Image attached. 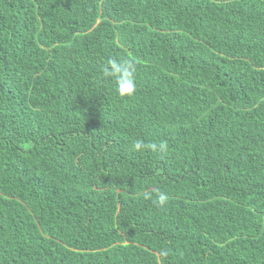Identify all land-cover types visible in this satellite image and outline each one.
Returning <instances> with one entry per match:
<instances>
[{
  "label": "trees",
  "instance_id": "obj_1",
  "mask_svg": "<svg viewBox=\"0 0 264 264\" xmlns=\"http://www.w3.org/2000/svg\"><path fill=\"white\" fill-rule=\"evenodd\" d=\"M0 264H264V0H0Z\"/></svg>",
  "mask_w": 264,
  "mask_h": 264
},
{
  "label": "clouds",
  "instance_id": "obj_2",
  "mask_svg": "<svg viewBox=\"0 0 264 264\" xmlns=\"http://www.w3.org/2000/svg\"><path fill=\"white\" fill-rule=\"evenodd\" d=\"M136 64L133 60L129 59H117L109 58L103 67V74L106 77L114 78L117 84V91L121 96H131L135 93L137 87L136 80ZM146 147L144 143L137 140L134 144V148L139 150ZM147 147L156 148V145H148ZM161 149L165 147L162 143ZM168 200L165 193H159L158 202L160 205H164ZM167 250L161 252V256H167Z\"/></svg>",
  "mask_w": 264,
  "mask_h": 264
}]
</instances>
